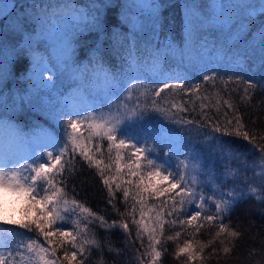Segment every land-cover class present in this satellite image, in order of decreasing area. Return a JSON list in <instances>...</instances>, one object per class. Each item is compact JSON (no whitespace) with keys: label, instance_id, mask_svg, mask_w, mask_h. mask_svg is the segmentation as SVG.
I'll return each instance as SVG.
<instances>
[{"label":"snow or ice","instance_id":"snow-or-ice-1","mask_svg":"<svg viewBox=\"0 0 264 264\" xmlns=\"http://www.w3.org/2000/svg\"><path fill=\"white\" fill-rule=\"evenodd\" d=\"M107 6L104 3L93 4L91 9L82 13L74 10L73 14L87 23L58 33L64 50L59 62L49 52L41 51L44 41L34 37L37 27L41 31L49 30L54 24L53 17L65 15L50 14L46 8L36 5L38 11L34 10L22 18L23 23L32 24L31 31L22 35L24 46L8 53V56L27 54L31 62L38 57L40 62L50 67L41 74L42 81H47L46 93L42 95L41 92L25 90L23 94H9L4 100V111L0 114V224L25 230L24 233L8 230V237L17 238L14 248L0 234V264H88L93 249L103 251L104 245L97 235V229L106 233L119 229L126 238L134 236L133 246L139 241L140 248L144 249L143 252L136 249L139 253L135 256L137 264H162V256L167 251L164 238L166 226H179L181 229L175 233V237H167L172 240L179 238L182 231L185 234H190L188 230L199 233L205 226L215 225L218 229L216 237H225L220 240L223 247L219 251L227 256L232 253L236 246L234 241L242 236V232L225 224V218L240 200L264 191V134L258 135L248 128L244 114L230 97L225 99L219 92L201 95L199 84L186 87L184 83H169V80H179L180 77H173L164 69L169 57L183 60L199 43L200 28L205 24H218L226 29L233 46L248 42L246 46L250 47L249 38L253 39L257 33L261 45H264V23L256 29L255 34L250 30V26L255 25L256 17L264 16V11L256 12L258 7L264 9V0L259 5L239 6L216 2L212 5L216 15L211 20L198 17V6L192 0H185L184 47L165 42L162 46H154L143 58L135 44L137 25L133 22L131 39L118 32L107 37L111 40L110 50L120 55L121 63L115 69L107 65L104 59L106 50L102 44L93 49L86 63L77 59L76 45L81 27L107 35L99 14L101 8ZM145 6L153 10L154 23H158L161 5L157 0H151L147 5H121L128 10ZM15 7L14 4L13 10ZM232 7L237 8L238 13L227 14L225 9ZM125 20H128L127 13ZM18 27L22 28V24ZM261 60L264 63V56H261ZM3 63L8 65L10 60L6 59ZM24 67L23 63L17 65L18 69ZM0 72L10 75L8 67L0 66ZM27 73L22 72L21 75L25 78ZM145 73L154 78V87L144 88L141 83L138 88L131 82L141 79ZM56 75L66 78L73 85L67 95L53 93V77ZM202 79L214 84L217 77L204 75ZM126 83L130 86L124 87ZM229 83L244 84L239 97L243 104L251 103L252 92L257 87L264 90V79L230 78L225 82V87ZM5 87L8 88V84ZM122 88L126 93L125 98L120 100L117 96V102L108 104L107 111L100 108L99 114L93 111L85 116L80 115L76 98L83 100L86 90L115 94ZM140 88L144 90L140 91ZM134 92H139V95L132 103ZM45 95L47 100L44 99ZM141 96L144 97L143 102L140 101ZM184 96L188 99L185 100ZM193 98H198L199 103ZM26 107L41 114L51 125H62L63 136L57 139L52 130L38 124L26 130L14 123L16 113ZM149 112L159 113L170 124L194 130L198 136L202 134L207 150L197 148L183 137L173 138L171 131L166 129H146L147 138L141 145L139 136L127 135L131 127L128 122L143 120ZM65 116L70 118L65 120ZM202 129L207 131L201 133ZM227 137L246 141L256 154L258 164L254 161L249 165L247 161H241L242 154L232 147V141L225 139ZM42 138L45 146L52 147L54 151L42 154L46 157L44 162L33 155L30 163L17 166L18 150L28 148ZM148 138L161 141L162 146L169 149L170 155L165 154L168 159L161 161L152 157L155 147L147 146ZM176 144L183 146L179 154L174 151ZM181 155L183 159H180ZM77 156L87 162L89 169L95 168V174L106 192V203L116 215L111 222L104 214L86 206V202L75 196L74 190L73 195H69L68 183L76 171L73 160ZM171 157L176 158L175 165L170 163ZM24 159L27 160V156ZM233 160L238 161L244 171L259 167V173H254L261 181L259 189L245 182L247 193L238 187L222 190L223 184L230 179L235 182L240 175L238 170L231 169L230 162ZM217 161H225L227 170L221 175L213 170ZM10 164L12 167H9ZM201 176L206 179L201 180ZM209 186L211 195L205 191ZM6 193H10L14 197L13 203L19 205V219L14 218V214H5L2 201ZM117 193H120L119 199ZM256 199L264 201V196L256 195ZM118 203L123 205V210L117 206ZM24 234L31 235L27 240L19 239ZM107 243L109 252L116 251L110 241ZM208 246L199 242L194 245L191 239H186L182 245H177L176 257H186V264L195 261L202 264L205 259L203 253ZM214 255H218L215 248L208 258Z\"/></svg>","mask_w":264,"mask_h":264},{"label":"trees","instance_id":"trees-1","mask_svg":"<svg viewBox=\"0 0 264 264\" xmlns=\"http://www.w3.org/2000/svg\"><path fill=\"white\" fill-rule=\"evenodd\" d=\"M1 1V0H0ZM11 1V0H9ZM129 0H12L11 9L7 15L0 22V66L8 67L10 75L5 72H0V114L4 111V100L7 95H19L23 94L25 90L28 92H41L43 95L47 92V81H42L41 74L46 71L50 65L40 62L38 57H34L32 62L30 56L25 54L22 56H16L13 60L7 58V53L3 50L4 45L13 44L18 38H22V35L31 31V23H23L22 18L31 14L36 5H40L41 8H46L49 13H63L65 16L53 17L54 24L50 27L56 28V40H50L48 45L44 44L43 47L50 49V55L59 62L64 56L63 45L60 43L59 35L62 30H72L79 24L83 25L87 23L86 20H81L76 16L74 10L79 12H87L92 8L93 4L104 3L107 7L101 8L100 17L103 21V27L105 34L96 30L81 27L78 34L77 59L86 63L89 56L92 54L93 49L102 44L106 50L105 61L109 67L113 69L119 67L121 60L120 55L114 54L110 50L111 40L108 36L118 32L122 35H127L129 39L132 38L133 22L136 23L137 28L135 30V44L138 50V54L143 58L147 56L149 50L154 46H162L165 42L174 43L177 47L183 48L185 45V0H157V3L161 5L158 16L159 22L154 23V14L152 9L133 7L130 10L121 7L124 3H128ZM244 0H192L198 8L196 9L198 17L201 19L211 20L216 15V10L212 5L216 2L223 3L225 5L239 6L244 5ZM244 2H251L255 5H259L261 0H246ZM15 9L13 10V5ZM257 9H260L259 7ZM256 9V10H257ZM233 10V11H231ZM238 9L235 7L226 8L225 12L229 15L238 13ZM264 11V9L259 10ZM12 13L11 15H9ZM125 13H127L128 20H125ZM39 24L40 22L37 21ZM264 23V16H257L255 19V25L250 26V30L255 34L256 29ZM22 24V28L18 25ZM36 31L41 36L43 32L40 27H37ZM201 39L197 45H195L190 52L184 57L183 60L169 57L164 64V69L171 76H179L180 79L169 80V83H184L186 87L199 84L201 86V95H214L219 92L225 99L229 97L237 104L240 112L244 114L245 123L248 128L256 132L258 135L264 134V90L257 87L252 92V101L248 104L240 102V95L243 93L244 84L229 83L225 87V82L230 78L235 80L242 78L243 80H261L264 79V63H262L261 56H264V45L260 43V37L257 33L253 39L249 38L250 47L247 48V43L239 46H233L231 39L228 38V32L218 24H205L200 28ZM53 41V42H52ZM46 43V42H45ZM46 45V46H45ZM54 47V48H53ZM45 49V48H44ZM41 51H44L43 48ZM10 60L8 65H4L5 60ZM192 65L187 64V62ZM23 63L24 69H18L17 65ZM27 76L21 75L22 72H26ZM204 75H215L217 80L213 84L212 82L203 81ZM28 81V82H27ZM142 82L146 88L155 86L154 78L145 73L141 79L132 80L131 82ZM53 93L59 95H67L72 91L73 85L69 80L59 75L53 77ZM8 84V88L5 85ZM124 87H127V83ZM8 89L11 91L9 93ZM123 88L115 94H104L101 92H94L86 90L83 100L76 98V102L79 104L80 114L85 110L93 108L97 102H100V97H112L122 93ZM47 100V96H44ZM187 100L188 97L184 96ZM196 103H199L198 98H193ZM85 113V112H84ZM214 115V114H212ZM69 116H65L64 119H69ZM150 122L149 127H161L162 129H168L173 131L176 136L183 137L185 141L193 143L197 148L207 150L208 146L204 143L203 135H197L196 132L189 131L179 125L170 124L159 113L149 112L145 115ZM223 120V117H220ZM230 118V117H229ZM14 123L24 127L26 130L32 128L34 125H40L44 128H49L53 131L54 135L59 139L64 134L62 125H51L46 122L45 117L31 108H25L21 112H17L15 115ZM172 125V126H171ZM144 126L148 128L145 123ZM207 131L202 129L201 133ZM143 132V131H140ZM174 135V136H175ZM175 136V137H176ZM232 141V147L239 153H241V161H247L249 165H252L254 161L258 164L256 154L251 150V146L246 141L239 140L235 137L225 138ZM44 139L38 140L31 146L41 144ZM177 146V147H176ZM174 151L177 154L183 151V146L176 144ZM168 149V148H167ZM166 147L161 144L160 152L155 151L158 154L152 153V157L158 160L168 159ZM25 150V149H19ZM168 154L169 149H168ZM183 155L180 159H183ZM30 163V161H29ZM171 164H176L175 157H171ZM82 164L83 167H80ZM75 166V172H73L72 178L68 183L69 195L75 196L83 202H86V206L92 208L94 211H98L100 214H104L106 219L111 222L116 218L115 213L111 212V206L106 203V192L103 188V184L100 181L98 175L95 174V168L89 169L86 161H81L77 156L76 160H73ZM231 169L238 170L240 172L239 177L233 182L231 179L221 186L222 190H228L233 187L243 188L247 193L245 182L252 184L253 187H257L261 184L260 179L254 175L259 173V167L249 169L247 171L242 170L241 164L233 160L230 162ZM35 166V165H34ZM214 172L217 175L223 174L227 169L225 168V161H217L214 166ZM78 173V174H77ZM201 180L206 178L201 176ZM219 182V181H217ZM208 195H211L210 186L205 189ZM256 195L264 196V191H258ZM256 195H250L246 199L240 200L235 206L234 210L228 217L225 218L224 223H229L233 226V229L241 231L242 236L238 238L233 248L232 253L229 255L223 254L218 250V255H214L207 264H264V201H258ZM117 198H120V193H117ZM246 204L245 216L242 213V209ZM118 207L123 210L122 204H117ZM138 218V217H137ZM215 226V225H212ZM70 227V226H68ZM164 233L165 247L167 251L162 256V264H186L184 257L177 258L174 253V245H171L168 237V231ZM208 227V226H207ZM211 227V226H210ZM10 229H14L21 233L25 230L18 229L13 225L0 224V234H3L6 242H11V247H15L16 237H8L7 232ZM98 237L101 239L104 245L103 251L93 249L91 256L89 257L88 264H137L135 256L144 249L140 248V242L136 241L133 246L132 238H126L122 230L113 229L109 232H105L102 229L96 230ZM31 234H24L19 239L27 240ZM190 235V234H189ZM108 241L116 251H108ZM146 244V240H145ZM7 251V249H5ZM119 252V255H117ZM212 252V251H211ZM210 252V253H211ZM62 255V252L60 253ZM147 260V257H145ZM192 264H198V261L192 262ZM205 264V263H204Z\"/></svg>","mask_w":264,"mask_h":264},{"label":"rangeland","instance_id":"rangeland-1","mask_svg":"<svg viewBox=\"0 0 264 264\" xmlns=\"http://www.w3.org/2000/svg\"><path fill=\"white\" fill-rule=\"evenodd\" d=\"M11 1H9V0H1L0 1V22L2 19L5 18L8 11L11 10V9H9L10 8L9 6L11 5ZM244 1H246V0H244ZM244 1H243L244 4H253L251 2H244ZM150 2H151V0H129L128 1V3H132V4H136V5H147ZM160 5H163V3L161 2ZM143 8L150 9L146 6ZM259 10H261V8L257 9L256 12L259 13L260 12ZM231 11H233V10H231ZM237 11H239V10H237ZM38 35H39V33L37 32V35L34 38L37 40L44 41V43L41 45V48H43V50L46 52H49L50 49L48 47H43L44 44L48 45L47 42H51L50 40H53V41L56 40L57 41V39H58V37H56V28H54V27H52L51 30L43 32V34L41 36H38ZM22 43H23L22 38H20V39L18 38L13 44H9V45H4L5 43L2 44L4 46L3 50H5V52L7 53V55H6L7 58H9L10 60H13L15 55H12L10 57V56H8V53H12L15 49L23 47L24 45ZM187 64H188V66L192 65L191 61L187 62ZM132 83H135L137 85V87L139 88V85L142 82L138 81V82H132ZM127 86H130V85L127 84ZM144 88H146V86H144ZM139 90L143 91L144 89L140 88ZM125 95H126V93H125V91H123L122 93L117 94V95L112 96V97H105V96L100 97V102H97L95 105L92 106L93 108L85 110L84 111L85 113L82 112L80 115L85 116V115H87V112H93V111H95L97 114H99L100 108H103L104 111H107L108 110L107 105L110 103L115 104L117 102V96L119 97L120 100H123L125 98ZM137 95H139V92H134L132 94V103H135ZM140 101L143 102L144 97L141 96ZM129 106H131V103ZM128 123L131 125V127L129 128L127 135L139 136L141 145L144 144V140L147 138L146 137V131H145L146 127L144 126V123L148 128H151L153 130L162 129L161 127H159V128L158 127H149L148 125L150 124V122L145 117L143 120H133V121H130ZM166 130H168V129H166ZM140 131H143V132H140ZM174 135H175L174 132L171 131V136L173 138H175V136H176V135L175 136ZM43 142L44 141H42L41 144H36L35 146H30V147L26 148L25 150H21L20 152H18V154L16 156L17 162H19L20 160H21V162L25 161V159H23L25 156H27V160H30V162H31L33 155L39 157L40 162H44L46 157L43 156L42 154L46 153L48 151H54V149L52 147H46ZM161 144H162V142L159 140H153L150 138L147 139V146L148 147H155V151H157V152H160ZM166 149H167V147H166ZM0 150H2V146H0ZM154 154H158V153L154 152ZM167 154H168V149H167ZM17 165H18V163H17ZM79 165H80V167H83L82 164H79ZM172 165H175V164H172ZM9 167H12V165L10 164ZM13 200H14V197L10 193L4 194V199H3L2 203H3V207L5 209V214L6 215H13L14 214V218L19 219V216H20L19 205L14 204ZM245 209H246V204L244 205V208L242 209V213H244V216H245V212H246ZM225 224H227L230 228H233V226L231 224H229V223H225ZM180 230L181 229L179 228V226H176V227L169 226L167 228L168 236L175 237V233L177 231H180ZM217 230L218 229L216 228V226H211V227L205 226L204 228H202L200 230L199 233H194V232H191V230H188L190 235L185 234L182 231V234L179 238L169 240V242L171 243V245H174L175 255H176L177 245H182L186 239H191L193 241L194 245L197 242H199L200 244L209 245L204 250L203 255H204L205 259L202 261V264H204V263L207 264V261H209L211 259V258H208V254L212 251V249L215 248L217 250H220L223 247V245L220 244V240L225 239V237L221 236V237L217 238L215 235ZM210 241H213V243L209 244ZM226 243H227V241H226ZM229 246H231V245H229ZM182 257H184V256H182ZM184 259H186V257H184ZM198 264H201V261H198Z\"/></svg>","mask_w":264,"mask_h":264}]
</instances>
